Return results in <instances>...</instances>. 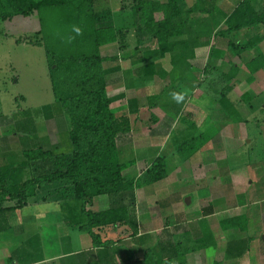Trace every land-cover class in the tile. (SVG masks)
<instances>
[{
    "label": "trees",
    "instance_id": "obj_1",
    "mask_svg": "<svg viewBox=\"0 0 264 264\" xmlns=\"http://www.w3.org/2000/svg\"><path fill=\"white\" fill-rule=\"evenodd\" d=\"M215 1L195 0L189 7L184 0H132L129 4L123 1L120 10L130 13L132 22L116 26L114 9L108 6L97 10L95 0H0V19L38 14L41 28L35 36H40L34 43L45 47L55 97L53 105L31 110L21 119H10L14 133L24 134L32 145L22 149L20 158L13 156L0 165V232L16 230V227L24 231L22 226L13 225L17 210L28 205L55 203L60 210L57 221L86 233L91 239L89 249L74 252L70 248L60 255L46 257L48 238L45 240L42 234L46 227L36 229L34 215L35 220H28L33 229H27L10 251V264H58L57 257L61 262L69 258L67 264H180L174 260L181 256L182 242L172 241L166 230L162 231L155 248L142 250L141 259L136 257L140 253L137 248L130 245L138 239L141 243L144 241L137 236L135 191L166 177V153L154 154L149 165L136 177L123 174L135 161L125 160L120 148L123 140L124 143L125 139L131 140L130 114L139 110V97L131 98L121 112L111 108V103L125 94L108 96V76L120 71V67L112 64L117 61V55L103 56L101 47L117 44L123 51L133 50L130 56L133 67L124 72L125 86H135V79L141 82L154 79L156 84L168 80L163 86H174L186 78L199 81L201 73L195 69L183 74L177 53L171 57L173 69L168 74L161 68L154 72L153 61L166 52L192 50L200 42L209 45L211 55L226 50L228 53L223 58L239 57L242 52L251 51L253 56L246 62L251 82L253 74L264 67V54L259 48L264 40V3L259 10H254L251 0H238L226 11ZM196 13L202 16L194 17ZM213 21H219L225 28L213 32ZM255 27L257 32L245 42L229 38L231 33L236 35ZM76 28L80 29L79 34ZM152 39L156 40L157 48L144 47ZM223 41L225 48L220 47ZM238 71L233 63L229 71L210 78L215 85L218 77L223 80L224 86H208L213 97H217L215 112L219 111L223 117L238 114L228 95ZM243 99L250 100L247 92L241 96ZM174 111L179 112L178 108ZM258 113L264 117L263 106ZM40 116L53 117L61 125L59 140L48 147L37 142ZM195 125L191 123L190 133L175 134L172 147L174 151L185 152L183 161L207 142H203L206 133ZM104 195L109 198V207L93 210V200ZM46 221L49 227L52 214ZM242 221H245L243 216H232L222 220L221 226L224 229L240 227ZM241 244L243 247L237 256L243 255L245 241L232 243V253Z\"/></svg>",
    "mask_w": 264,
    "mask_h": 264
},
{
    "label": "rangeland",
    "instance_id": "obj_2",
    "mask_svg": "<svg viewBox=\"0 0 264 264\" xmlns=\"http://www.w3.org/2000/svg\"><path fill=\"white\" fill-rule=\"evenodd\" d=\"M131 1L95 0V7L97 10H102L111 6L114 9V23L119 26L122 23L132 22L130 13L120 10L122 2L129 4ZM184 1L188 7L195 2V0ZM236 1L238 0H216L215 4L228 11L232 8L233 2ZM250 2L254 10H259L264 0H251ZM193 16L201 17L202 14L196 13ZM212 25L213 32L225 28L219 21H213ZM40 28L41 21L36 13L29 16L0 19V150L5 141L8 142L9 140L14 150H17L15 147H21L22 149L31 147L30 138L28 139L22 133H14L13 125L9 124L10 119L13 117L21 119L25 117L24 115L27 112L40 109L46 105H53L55 101L45 47L43 44L34 43V40L40 36L37 38L35 36ZM257 30L258 28H253L252 33L250 32L249 35L255 34ZM235 34L239 35L238 32ZM241 36L242 41L244 37ZM229 38L232 40V33ZM118 49L119 46L116 44L110 52L105 54H116ZM205 49L208 51L209 47ZM124 50L126 51L127 48ZM219 74L217 72L215 78ZM246 76L248 74L241 73L237 82L232 81V90L228 93L230 100L238 108L236 117H223L219 111L215 112L217 103L214 105L213 103L217 97H213V93L208 86L217 85L220 87L221 85L224 86V83L219 77L216 85L211 83L207 73L204 74L207 81H205V87L202 88L203 91L193 92V97L199 98L203 96L204 92V95L209 94L211 98H207L206 95L202 107L200 106L197 110L190 107L188 111L192 116L185 115L184 112L179 116L175 114L172 118H169L171 116L169 111H166L165 114L159 111L160 116L158 119L160 121L155 122L148 119V113L144 112L142 118H137L139 121L135 120L137 128L134 126L136 129V131L133 129V132H136L134 135L141 131L148 133L150 130L153 133L156 131L162 132L169 125V129L166 130H171V133L165 136L163 140L159 139L158 136H153L152 139H125L126 143H124V140L121 143V146H127L122 150L124 155L121 154L125 160L145 158V161L140 160L133 167L131 174L141 173L145 166L149 164L147 159H153L158 153H166V155L164 154L166 177L155 185L156 192L154 195L157 202L154 209L158 210L160 208L161 211L165 210V215L169 214L170 209L163 207L166 204L163 201L170 202L171 200L170 203L174 206V211L179 216L181 214L183 216L176 217L177 213L173 215L174 212L168 216L176 218L175 220L172 218L171 221H177L179 226L185 228L189 224L195 225L194 222L200 225L196 220L186 223V219L183 220L184 224L182 225L181 219L188 215L192 221L194 216H197L202 209L206 213L210 208L212 212L216 213V216H230L231 213L243 212L246 209L244 203L247 201V192L252 188L249 187L247 180L251 179L256 182L257 179L264 177V117L263 114L258 113L259 108L264 104V86L246 84ZM204 77L201 79L203 82ZM245 92L250 96L249 101L241 100V96ZM52 119L43 116L37 118V142H41L45 147L59 140L58 131L61 125L60 122L57 125V120ZM258 120L261 121L258 123ZM191 121L200 126L201 132L206 133L203 142H208L209 139L211 141L210 144L205 142V146H202L186 161H183L185 152L173 151L172 143L175 134L179 132L190 133L192 131ZM7 142L6 145H8ZM143 146L147 148L145 151L141 150ZM129 151L132 153L129 154ZM148 152H154L155 156L154 154H146ZM213 177L216 178L214 181ZM262 187L264 190V186ZM167 194H169L168 197H165ZM101 198L105 202V204H101L102 208H107L109 204L107 202L108 196L104 195ZM164 198L167 199L162 200ZM187 198H190L188 203L186 202ZM97 207L98 205H92L93 209H97ZM255 207L257 208V206ZM22 210H25L27 216L32 215V213L33 216L39 214L38 225L46 227L44 230L42 229L44 239L48 238L45 241L46 257L60 255L70 248L73 251L83 249L85 238L89 239L86 233L80 232L78 229L68 228L61 221H57L60 211L55 203L28 205ZM51 214L53 223L49 221L50 226L47 227V216ZM255 218L249 217L247 226L248 224H255L257 221ZM214 220L215 225L218 226L217 217ZM245 223V221H242V224ZM261 237L263 238L264 234ZM48 240L50 242H47ZM185 244L187 245V242ZM218 244L222 247L223 241L220 240ZM56 260H58V264L70 262L68 261L69 258L63 259L62 262L59 261L58 257Z\"/></svg>",
    "mask_w": 264,
    "mask_h": 264
},
{
    "label": "crops",
    "instance_id": "obj_3",
    "mask_svg": "<svg viewBox=\"0 0 264 264\" xmlns=\"http://www.w3.org/2000/svg\"><path fill=\"white\" fill-rule=\"evenodd\" d=\"M236 2H233L232 8L236 5ZM253 29V28H252ZM252 29H243L239 32V35L234 36L232 35V39L234 40H240L243 35L244 39L241 42H245L248 38H250L252 35H249V33H252ZM241 33V34H240ZM249 35V36H248ZM241 36V37H240ZM204 43H197V46L192 50H186V51H174V52H166L165 55L161 58L155 59L153 62L155 68L154 72H156L159 68L163 69L167 74L173 69V62L172 58L173 55L177 53V57L180 58L178 61L181 66V70L184 71L183 74H187L191 71V69H195L196 73H201V79L204 77V74L206 73L205 70H207L209 78L213 77L217 72H227L231 68V64H235L238 66L239 71L237 75L234 77L232 81L237 82L239 79V75L241 73H246L248 76H246V84H250V86H264V67L260 70L256 71V73L253 74V80L251 82L248 81V78L251 76L249 70L246 67V62L251 59L253 56L252 52L249 50H246L241 53L239 57L236 56H230L227 58H223L224 54L228 53L226 50H221L215 53V55H211L210 48L207 51L205 48L209 47L203 45ZM221 48L224 47V41L221 42ZM116 44H108L101 47V53L103 56H112L107 55L105 53H108L112 50V47ZM146 48H150L151 50H154L157 48L156 40L152 39L146 45L144 46ZM260 50L264 54V40L261 41L259 44ZM133 53V50H124L121 51L118 49V52L113 55H117V61H115L112 64H115L116 66L120 67V71H117L116 73L109 74L108 80L110 83L107 86V94L108 96H117L120 94H125L123 98L116 99L111 103V108L114 109L116 112H121L125 110L128 107L129 100L131 98L139 97L138 106L139 110L136 113L130 114L131 119V139L134 140V138L140 139H152L153 136H158L159 139L163 140L165 136H167L169 133H171V130L169 129V125H167V128L162 130V132H151L152 130L147 132H137L138 134L134 135V130L136 131L135 127L137 125L136 121H139L140 118H142V114L145 112L148 113V119H151L155 122L160 121L158 117L161 113H166V111H169L170 115L169 118H172L173 115H181L185 112V115L189 114L188 109L190 107H194L196 110L201 106L204 102V98L207 95V98H211L209 94H205L203 92V96L197 98L193 97V92L196 91H203L202 88L205 87L207 81L204 77V82L191 79L189 80L186 78L185 81L180 80L179 83L174 84V86H163L167 83L166 80H164L161 86L160 84H156V81L154 79H146L145 81L141 82L140 79H135V86H125L124 82V72L129 71L133 66L131 63L130 56ZM225 54V55H226ZM138 65V64H137ZM228 65L229 67H227ZM183 71H180L178 73H181ZM195 73V74H196ZM133 78V77H132ZM131 78H129L130 81ZM132 81V80H131ZM232 81L230 85L232 86ZM191 82V83H189ZM203 82V83H202ZM204 84V86H202ZM182 85V86H181ZM186 85V86H185ZM191 85V86H187ZM198 86V87H197ZM200 86V87H199ZM202 93V92H201ZM174 94H178L182 96L183 98L181 100L175 99ZM154 98V99H153ZM215 102L213 103V105ZM264 106V104H263ZM178 108L179 112L175 113V109ZM193 108V109H194ZM185 110V111H184ZM160 111V112H159ZM163 114V115H164ZM192 116V114H189ZM133 117V118H132ZM139 118V119H137ZM193 118V117H192ZM191 119V118H190ZM169 121V120H167ZM193 121H191L192 123ZM190 123V124H191ZM135 126V127H134ZM137 128V127H136ZM197 128L200 129V126H197ZM134 129V130H133ZM139 129V128H138ZM6 142L3 144L0 150V165L6 163L8 158H11L13 156H16L17 158H20L21 156V147H15L17 150H14L13 146L10 142V140L7 142L8 145H6ZM210 144V141L207 143ZM129 146V144H128ZM149 146V145H148ZM127 147L126 145L122 146L121 154L123 153L122 150ZM143 151H145L144 146L141 147ZM173 149V148H172ZM174 151V149H173ZM132 153L129 151V154ZM146 154H155L152 153H146ZM124 155V154H122ZM147 159V158H146ZM140 160H144L145 158H135L134 164H132L130 167H128L123 174L127 177H136L139 174L130 173L135 165L139 163ZM148 162H150L151 159H147ZM147 164L145 168L148 166ZM145 168L142 170L144 171ZM129 172V173H128ZM263 177V176H262ZM216 178L213 177V181ZM160 183V181L144 185L140 188H138L135 191V213L137 217L138 222V233L137 236H140L143 238V242H139L138 240H135L130 245L137 248V251L140 252L138 255H136L137 258L141 259L142 255L141 252L145 247L155 248L156 245L159 242V238L161 236L162 231H168L169 234L172 236V241H180L182 242V253L181 256L177 257V260L174 262L180 263V264H213L214 262H220L221 264H264V237L262 238V234H264V177L257 179L256 182H253V180L249 179L247 180V183L249 187H252L247 192V201L244 203L246 209L243 212H235L234 214L230 216H216V213L212 212V210L207 211L205 213L204 209L201 210L197 214V216H194L193 220L189 219V216H184L181 219L182 225L183 220L186 219V223L194 222L195 220L200 223L197 225L196 222L195 225L189 224L188 227H182L181 225H177V221L172 222L176 218L173 216H168L169 214L175 215V208L171 205L170 202H167L164 198L162 200H165L163 202H166L164 204V208L170 209L169 214L165 215V210H158L154 209V205L157 202L156 196L154 195L156 192V187ZM148 187V188H147ZM260 190V191H259ZM141 192V193H140ZM170 193V192H169ZM154 195V196H153ZM169 194H167L168 197ZM102 196L95 198L93 200V205H98L97 210H103L106 208H102L101 204H105L104 200L101 198ZM256 198V199H254ZM98 200V202H97ZM109 202V198L107 200ZM106 202V203H107ZM162 202V203H163ZM254 205V206H253ZM261 205V206H260ZM257 206V208L255 207ZM109 207V204H108ZM107 207V208H108ZM211 207V206H210ZM161 208V209H164ZM238 208V207H237ZM210 209V208H209ZM160 210V212H159ZM25 210L19 209L15 212V219L13 222V225L16 227L17 225H20L24 228V231L20 228H15L16 230L12 229L9 231L0 232V264H10L8 261V257L10 256L11 249L17 245L19 241L22 240V236L26 234L27 229L32 228L30 226V223L28 220H35L32 215H25ZM60 211V210H59ZM237 211V209H236ZM34 212V211H33ZM142 214V215H141ZM256 217L257 221L255 224H248L247 221L249 217ZM182 214L179 216L177 213L176 217H181ZM232 216H243L245 219V224H242L241 226L244 229H241L240 227H234L229 229H224L221 226L222 220L226 218H230ZM217 217V224L215 225L214 218ZM39 214L36 215V229L39 228L38 225ZM163 220V221H162ZM29 223V224H28ZM29 225V226H28ZM31 225H33L31 223ZM191 225V226H190ZM144 228V229H142ZM33 229V228H32ZM193 230V231H192ZM165 235V234H164ZM84 238V237H83ZM139 238V237H138ZM90 239V237H89ZM87 240L85 238V245L83 249L86 250L91 247V239ZM223 241L222 247L220 246L219 241ZM142 241V239H141ZM245 241L246 244V252L241 255L237 256V253L243 247V244L240 246H237V248L233 249L234 253H232V243H242ZM187 242V245L185 244ZM144 243V244H143ZM228 243L230 244L229 250ZM237 245V244H236ZM74 251V252H78ZM243 252V251H242ZM58 261V260H57ZM118 262V261H117ZM35 264H42L41 262L35 263Z\"/></svg>",
    "mask_w": 264,
    "mask_h": 264
},
{
    "label": "clouds",
    "instance_id": "obj_4",
    "mask_svg": "<svg viewBox=\"0 0 264 264\" xmlns=\"http://www.w3.org/2000/svg\"><path fill=\"white\" fill-rule=\"evenodd\" d=\"M75 31L77 32V34L80 33V29H79V28H76ZM174 96H175V99H177L178 101L181 100V99L183 98L182 96H180V95H178V94H174Z\"/></svg>",
    "mask_w": 264,
    "mask_h": 264
},
{
    "label": "water",
    "instance_id": "obj_5",
    "mask_svg": "<svg viewBox=\"0 0 264 264\" xmlns=\"http://www.w3.org/2000/svg\"><path fill=\"white\" fill-rule=\"evenodd\" d=\"M190 201V198H187L186 202L188 203Z\"/></svg>",
    "mask_w": 264,
    "mask_h": 264
}]
</instances>
